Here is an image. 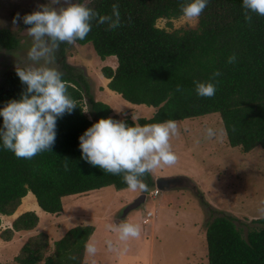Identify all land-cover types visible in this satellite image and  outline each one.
I'll list each match as a JSON object with an SVG mask.
<instances>
[{
  "label": "trees",
  "instance_id": "16d2710c",
  "mask_svg": "<svg viewBox=\"0 0 264 264\" xmlns=\"http://www.w3.org/2000/svg\"><path fill=\"white\" fill-rule=\"evenodd\" d=\"M190 2L92 0L86 7L101 16L111 15L112 5L118 4L121 27L106 30L107 24L93 20L87 37L75 43L91 44L101 60L116 59L115 69L105 66L100 71L108 80L106 87L110 91L132 105L155 109L151 118L125 119L129 126L218 115L231 148L239 147L243 153H248L260 147L264 152V17L250 13L252 20L247 22L242 0H208L195 29L167 31L156 26L158 20L164 19L171 28L170 21L182 17L181 5ZM17 43L9 31L0 30V47L11 51ZM69 46L61 43L58 56L62 80L70 97L77 102V108L57 120L56 140L51 151L22 159L4 149L0 141L2 216H12L28 192L33 194L42 211L54 215L62 211L65 197L82 196L104 188L128 189L122 175L106 173L81 159L78 138L84 131L99 119H120L108 105L94 100L87 81L66 64ZM232 55L236 56V61L229 64L227 61ZM217 70L221 75L210 81ZM196 82L214 83L215 95L198 97ZM177 86L181 91H176ZM25 88L16 70L3 75L0 108L10 100H18ZM84 97L91 118L83 112ZM143 182L147 188L154 187L150 173L145 174ZM38 221L35 212H24L12 221L10 228L0 233V238L10 241L15 232H31ZM233 221L221 215L206 223V263L264 264V218L255 219L253 222L259 228L250 230L245 237ZM93 228L79 225L68 229L53 242L50 255L45 254L50 244L48 235H31L14 261L17 264H83L85 246Z\"/></svg>",
  "mask_w": 264,
  "mask_h": 264
},
{
  "label": "rangeland",
  "instance_id": "374dc122",
  "mask_svg": "<svg viewBox=\"0 0 264 264\" xmlns=\"http://www.w3.org/2000/svg\"><path fill=\"white\" fill-rule=\"evenodd\" d=\"M91 1L84 0L80 3L59 0L57 3L54 0H0V30L9 31L18 42L11 51L0 47V79L12 70H27L40 66L52 67L62 72L58 51L55 53L54 64L44 65L43 61L35 63L27 59L32 38L27 34L28 26L22 21L18 25L12 23L17 13L23 17L39 10L37 5H45L49 9L59 11L72 4L86 6ZM166 23V20L160 19L156 25L167 31L195 29L197 26V21H185L182 17L171 20V28L167 27ZM111 59L101 60L89 43L83 46L73 43L66 49V64L73 67L76 73L87 81L95 101H108L120 120L137 118L133 113L129 114L131 109L129 112L124 109L122 102L110 92L104 93V78L100 71L106 65L112 68L116 66L114 59ZM88 108L84 97V111H88ZM86 114L91 118L88 112ZM177 127L178 135L170 140L171 150L177 157L176 163L158 168L150 172V175L152 179L184 176L190 185L182 184L165 191L159 190V194L154 198L149 193L155 186L144 191H132L129 188L115 191L112 188H104L82 196L65 197L62 199V211L54 215L37 214L38 225L31 231V235H48L50 244L45 254L50 255L53 252V242L68 229L90 225L94 228L87 243H93L97 251L94 256H89L85 251L83 264H207L205 229L206 223L213 217H231L244 237L250 230L259 228L253 221L264 218L262 149L256 147L248 153H243L239 147L231 148L226 135H220L223 127L218 115L177 122ZM207 128L214 129L217 135L208 138L205 133ZM143 193L146 196L145 202L123 217L127 205ZM34 198H23L17 208L19 210L15 211L19 213L13 214L11 218L0 217V233L9 228L20 213L32 211L30 204L35 206ZM147 211L154 215L148 223H143ZM123 222L138 225L139 237L120 241L119 234L108 226ZM28 237L20 232L15 234V237L13 235L10 241L0 238V264H17L14 257L18 255Z\"/></svg>",
  "mask_w": 264,
  "mask_h": 264
},
{
  "label": "clouds",
  "instance_id": "9594fccd",
  "mask_svg": "<svg viewBox=\"0 0 264 264\" xmlns=\"http://www.w3.org/2000/svg\"><path fill=\"white\" fill-rule=\"evenodd\" d=\"M54 2L58 3L59 0ZM207 4L208 0H191L181 5L182 18L185 21H198ZM242 7L247 22L252 20L250 13L264 17V0H242ZM37 8L39 10L23 17L17 13L12 21L14 25L22 21L29 26L26 31L32 38V44L27 59L35 63L43 61L44 65L54 64L60 44L84 40L91 31L93 20L97 24H107L106 30L121 27L118 4L112 5L111 15L103 16L82 4H72L59 11L45 5H37ZM235 61L236 56L232 55L227 62L231 64ZM16 75L26 88L18 100H10L0 108V141L4 149L17 158L32 159L39 153L51 151L56 140L57 120L71 114L77 108V102L68 94L62 74L55 68L40 66L16 70ZM220 75L218 70L214 71L210 81ZM216 90L212 82L195 83L198 97L212 98ZM176 91H181L180 86ZM205 133L208 138L217 135L212 128H207ZM224 134L221 130L220 135ZM176 135L178 127L175 120L129 126L123 119L109 117L96 121L78 139L81 159L106 173L122 175L130 190L144 191L147 189L143 182L146 173L176 163L177 157L170 144ZM154 190L158 189L150 191L151 197ZM199 199L202 200L200 195ZM108 227L119 234L120 241L140 235L139 226L132 223L123 222ZM85 251L89 256H94L97 249L89 242Z\"/></svg>",
  "mask_w": 264,
  "mask_h": 264
},
{
  "label": "crops",
  "instance_id": "0c3cea01",
  "mask_svg": "<svg viewBox=\"0 0 264 264\" xmlns=\"http://www.w3.org/2000/svg\"><path fill=\"white\" fill-rule=\"evenodd\" d=\"M111 58H113L114 59V61H115V64H116V66H117V62H116V59L114 58V57H108V58H106L105 60H112ZM104 60V61H105ZM107 66V65H106ZM115 66V67H116ZM115 67L113 68V69H115ZM112 68V67H111ZM107 83H108V80L107 79H103V81H102V86H103V88H104V93L105 94H107V92H110L111 93V95L112 96H115V98L117 99V100H119V101H121L122 102V106H123V108L124 109H126L128 112H129V110L131 109V111L129 112V113H133V115L134 116H136L137 118H146V119H148V118H151L152 116H153V114L155 113V109H153V108H148V107H146V106H143V105H140V106H136V105H132V104H130V103H128V102H126V101H124L121 97H120V95H118V94H116V93H114V92H112V91H110L107 87H106V85H107ZM107 98H112V97H107ZM112 100H115V99H113L112 98ZM100 102H102V103H104V104H106V105H108L110 108H111V104L108 102V101H104V100H101ZM112 113L114 114V112H115V110L112 108ZM117 114V113H116ZM116 114H114V115H116ZM118 116V115H117ZM136 118V119H137ZM135 119V120H136ZM131 120H133L132 118H131ZM177 177H183V178H185L184 176H177ZM157 177H155L153 180H155ZM169 178H173V177H169ZM29 197V196H33V194L32 193H30V192H28L27 193V195L25 196V197ZM24 197V198H25ZM34 197V196H33ZM23 199V198H22ZM33 201L35 202L36 200H35V198L33 199ZM34 204V203H33ZM30 206H31V208H32V211L33 212H35L36 213V215L38 214H44L45 212L44 211H42L39 207H38V205H37V203L35 202V206L33 207V205L32 204H30ZM34 208V209H33ZM19 210V209H18ZM17 210V211H18ZM31 210V209H30ZM28 211V210H27ZM27 211H24V212H27ZM40 212V213H39ZM15 213H19V212H15ZM14 213V214H15ZM23 213V212H22ZM21 214V213H20ZM37 215V216H38ZM13 216V215H12ZM0 217H5V218H11V216H2V215H0ZM16 218V217H15ZM2 220V219H1ZM8 224H9V222H8ZM0 226H2L1 225V223H0ZM11 226H9V228H10ZM2 227H0V229H1ZM8 228V227H7ZM6 229V228H5ZM4 229V230H5ZM17 233H20V232H15L14 233V237H15V234H17ZM22 233H25L26 235H27V237L28 236H31V234H33V233H31V232H22ZM87 254V253H86Z\"/></svg>",
  "mask_w": 264,
  "mask_h": 264
},
{
  "label": "water",
  "instance_id": "95a60500",
  "mask_svg": "<svg viewBox=\"0 0 264 264\" xmlns=\"http://www.w3.org/2000/svg\"><path fill=\"white\" fill-rule=\"evenodd\" d=\"M190 185L187 179L183 177H173V178H157L154 181V185L156 189L160 191H165L174 187H178L180 185ZM193 189V186H192ZM145 194L139 195L136 199H134L130 204L127 205L123 217H125L131 210H135L139 208L145 202Z\"/></svg>",
  "mask_w": 264,
  "mask_h": 264
},
{
  "label": "built area",
  "instance_id": "2783aa9c",
  "mask_svg": "<svg viewBox=\"0 0 264 264\" xmlns=\"http://www.w3.org/2000/svg\"><path fill=\"white\" fill-rule=\"evenodd\" d=\"M157 194H159V191L158 190H154L153 193H152V196L155 197ZM153 215L154 214L151 211L146 212L145 216H144V219H143V223H148L149 220H152L151 218H152Z\"/></svg>",
  "mask_w": 264,
  "mask_h": 264
},
{
  "label": "flooded vegetation",
  "instance_id": "af4514ba",
  "mask_svg": "<svg viewBox=\"0 0 264 264\" xmlns=\"http://www.w3.org/2000/svg\"><path fill=\"white\" fill-rule=\"evenodd\" d=\"M28 26V25H27ZM29 27V26H28Z\"/></svg>",
  "mask_w": 264,
  "mask_h": 264
}]
</instances>
